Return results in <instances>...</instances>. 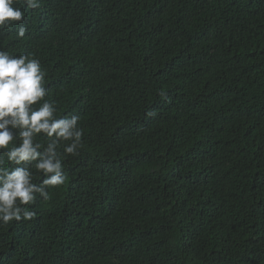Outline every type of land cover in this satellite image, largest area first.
Here are the masks:
<instances>
[{"label": "trees", "instance_id": "16d2710c", "mask_svg": "<svg viewBox=\"0 0 264 264\" xmlns=\"http://www.w3.org/2000/svg\"><path fill=\"white\" fill-rule=\"evenodd\" d=\"M17 6L0 50L40 61L84 137L35 217L0 225V264H264V0Z\"/></svg>", "mask_w": 264, "mask_h": 264}, {"label": "clouds", "instance_id": "9594fccd", "mask_svg": "<svg viewBox=\"0 0 264 264\" xmlns=\"http://www.w3.org/2000/svg\"><path fill=\"white\" fill-rule=\"evenodd\" d=\"M27 9L40 0H24ZM25 11L17 0H0V32L16 26V37L25 38ZM45 73L38 59L13 56L0 50V225L31 220L36 213L28 205L37 195L47 201L49 189L65 184L61 152L79 155L84 130L78 115L57 117L54 101L46 99ZM43 135L47 143L38 142ZM7 159V165L5 163ZM43 175L34 183V174Z\"/></svg>", "mask_w": 264, "mask_h": 264}]
</instances>
